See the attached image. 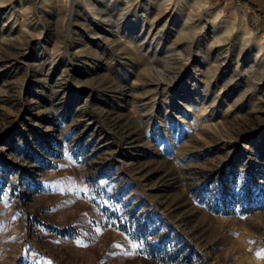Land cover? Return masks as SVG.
Listing matches in <instances>:
<instances>
[{
	"label": "rangeland",
	"instance_id": "374dc122",
	"mask_svg": "<svg viewBox=\"0 0 264 264\" xmlns=\"http://www.w3.org/2000/svg\"><path fill=\"white\" fill-rule=\"evenodd\" d=\"M0 264H264V0H0Z\"/></svg>",
	"mask_w": 264,
	"mask_h": 264
}]
</instances>
